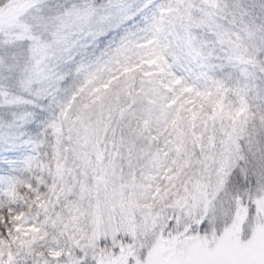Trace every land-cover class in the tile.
Wrapping results in <instances>:
<instances>
[{
  "label": "snow or ice",
  "instance_id": "snow-or-ice-1",
  "mask_svg": "<svg viewBox=\"0 0 264 264\" xmlns=\"http://www.w3.org/2000/svg\"><path fill=\"white\" fill-rule=\"evenodd\" d=\"M0 264H264V0H0Z\"/></svg>",
  "mask_w": 264,
  "mask_h": 264
}]
</instances>
